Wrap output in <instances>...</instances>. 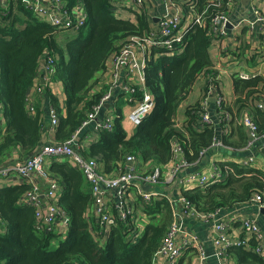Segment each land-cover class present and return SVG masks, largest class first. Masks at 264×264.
I'll return each mask as SVG.
<instances>
[{
    "label": "trees",
    "instance_id": "1",
    "mask_svg": "<svg viewBox=\"0 0 264 264\" xmlns=\"http://www.w3.org/2000/svg\"><path fill=\"white\" fill-rule=\"evenodd\" d=\"M76 1L67 0L69 6ZM79 1L87 10V23L67 41L58 39L63 31L36 18L22 0H9L6 8L0 6V102L6 116V129L0 125V166L7 164L17 150L26 158L43 142L45 118L36 107L33 114L29 113L28 97L48 52L56 58V74L45 86L44 96L57 111V138L64 141L77 131L106 91V85L100 86V78L113 56L131 36L143 35L150 29V22L144 16L138 24L113 16L110 0ZM207 2L185 0L182 4L188 16L196 17ZM223 8L211 6L204 24L187 35L182 52L171 55L157 50L151 54L145 73L146 86L155 101L152 113L129 133L122 123L123 106H116L113 130L101 131L98 140L91 144H83L84 136L80 137L83 156L96 159L105 173L116 172L129 153L142 155L150 166L162 165L172 157V141L177 138L192 166L204 162L200 153L211 145L216 133L213 126L202 123L200 100L186 106L181 129L177 128L176 120L180 103L196 81L207 69L213 70L210 20ZM247 63L252 65L257 61L252 63L251 58ZM56 81H60L65 92V103L55 94ZM235 92L238 110L247 106L253 109L260 129L264 130V111L255 106V100L264 97V76L236 79ZM240 131L243 128L237 127L235 141L224 136V142L246 144L249 138ZM48 171L63 189L60 204L70 215L67 236L62 238L54 232L36 230L34 209L19 204L27 185L0 187V218L4 221L0 230V264H154L173 222L168 199L142 206L150 221L141 237L129 235L126 223L118 221L103 243L91 230L95 220L86 216L93 197L83 172L66 158L53 160ZM182 192L191 205L202 211L231 207L247 202L257 192L264 195V171L232 163L225 181ZM232 251L240 264H264L263 258L253 250L234 248Z\"/></svg>",
    "mask_w": 264,
    "mask_h": 264
},
{
    "label": "built area",
    "instance_id": "2",
    "mask_svg": "<svg viewBox=\"0 0 264 264\" xmlns=\"http://www.w3.org/2000/svg\"><path fill=\"white\" fill-rule=\"evenodd\" d=\"M8 1L0 0V6L6 8ZM22 1L30 13L40 20L49 22L51 27L57 31H74L78 34L87 23V10L79 0L71 6L68 5L67 0ZM171 1L176 8L172 15L160 17L157 29L149 30L143 35L131 36L113 56L112 65H109L105 72L109 76L106 91L70 138L64 141L43 142L20 162L0 166L1 178L8 179L14 176L20 182L29 185L28 190L21 196L19 204L28 205L34 209L37 231L54 232L60 236L62 233L64 234L62 238H65L70 229V215L60 204L62 194L59 187L61 184L48 171L51 162L45 165L48 158L52 160L66 158L86 176L93 197L91 208L86 216L95 220V227L92 226L91 230L103 243L107 241L113 226L118 221L126 223L129 235L142 236L141 230L150 221V215L142 210V206L150 205L155 200L164 198L168 199L170 204L172 203L163 194L164 192L156 189V186L177 182L180 188L184 190L197 186L208 187L212 184L221 183L227 178L232 167L230 162H224L222 165L214 160L209 165L202 166L200 163V165L189 169L192 163L186 159L184 146L177 138L172 141L173 155L167 163L150 166L143 160L142 155L129 153L119 163L117 171L112 173L103 172L101 164L96 159L86 158L80 153L82 145L80 137L84 136L86 141L94 142L100 137L101 131L114 129V112L112 114V112L105 110L114 106L120 95L124 94L127 101L132 104L128 119L133 125H139L152 113L155 101L146 86L145 67L154 51L163 50L171 54L182 52L187 35L196 26L204 24L205 17L212 5L215 8H224L212 15L210 36H214V34L223 35L224 31L219 32V24L230 22L229 10L240 2V0H208L206 8L196 17H192L190 24L183 27L187 14L181 8V0ZM260 1L264 5V0ZM144 4L145 0H110V11L113 16L125 19L123 9L130 7L137 10ZM253 12L255 14L254 22L262 26L260 53L264 63V12L256 5L253 6ZM52 54V52H48L41 64L37 76L38 81L35 84L36 90L39 92H43L45 86L49 85L56 74V58ZM212 69H207L203 75L205 86L202 89L201 97V120L202 123L210 124L216 130L218 125H225L231 115L228 110L229 100L221 90V73L217 72L219 68L214 65ZM232 75L239 79H250L256 76H264V70L263 67L252 68L251 70L245 68L232 72ZM211 100H213L216 114L212 111ZM0 106H2L1 102ZM257 107L264 111V99L259 101ZM34 112L35 107L29 99V113L33 114ZM49 112L51 129H54L59 122L58 114L53 106H50ZM241 123L250 133L251 138L244 146V149L250 151V154L235 160V163L243 167L254 168L253 165L259 161V155L264 153V130L260 129L259 124L251 114L242 118ZM90 126H93V130L88 131ZM177 128L181 129L182 127L177 126ZM222 147H226L224 140L215 137L211 145L203 149L200 155L204 156L207 151L219 150ZM41 180L49 181L47 188L42 186ZM182 201L187 211L194 213L204 221L216 218L223 209L220 207L213 211H202L191 205L186 197L182 198ZM247 202L262 209L264 208V195L257 192ZM144 221L146 224L142 227ZM235 224H239L246 234L253 235L257 243L253 246L249 244L247 236L230 238L228 230ZM3 227L4 221L0 218V230ZM214 230L216 233L214 244L220 246L219 252L221 254H225L229 248L247 245L250 250L263 255L262 240L264 234L256 218L242 219L232 215L227 220H217L214 224ZM182 257L185 258L183 264H206L209 253L195 231L175 220L169 226L162 245L156 253L154 264L160 260L163 262L162 264H181Z\"/></svg>",
    "mask_w": 264,
    "mask_h": 264
},
{
    "label": "crops",
    "instance_id": "3",
    "mask_svg": "<svg viewBox=\"0 0 264 264\" xmlns=\"http://www.w3.org/2000/svg\"><path fill=\"white\" fill-rule=\"evenodd\" d=\"M183 2L185 0L181 1V8H185L183 6ZM256 5L259 7V9L264 12V5L261 3L260 0H240L235 6H232L229 10V18L230 22L225 24L224 22H221L218 26L219 32L221 33L224 31L223 35L220 34H214V36H209L211 39V46H210V55L211 60L215 66H217L219 69L217 70L218 73H221V79H220V86L223 93L227 96V99L229 100L228 110L230 112L231 118L228 120V122L225 125H218L215 133L218 138L224 139V136L231 141H235L237 139L238 133L236 132L237 127H242L243 131H240L242 133H245V136L250 137L249 130L241 123V119L244 118L246 115L251 114L254 119L256 120L252 110L249 106L244 107L241 110H238L236 107V101L238 95L235 92V80L239 79L237 77H233L232 72L238 71L240 69H257L258 67H263L264 70V63L262 61V54L260 53L261 50V32H262V26L256 22H254L255 14L253 12V6ZM176 8L173 6L171 0H145V4L143 7L138 8L137 10L126 8V15L125 19L130 20L134 24H138L140 17L144 16L146 20H149L150 29H157L159 18L162 16H170L175 12ZM185 11V9H184ZM192 16L193 15H187L186 20L183 23V27L190 24L192 22ZM123 18V17H122ZM234 51L238 52V54L234 53ZM171 54V53H168ZM172 55V54H171ZM252 58V65H249L247 61L251 62ZM113 60V59H112ZM112 62V61H111ZM112 65V63H110ZM106 72V71H105ZM105 72L101 73V84L100 86H105L108 83L109 76L105 74ZM233 82V88L231 91V94L228 95V92L225 90V88L229 87V84ZM193 89L189 92V94L184 98V100L180 103L178 113H177V124L176 126L182 127L183 121L185 119L184 112L185 108L188 104L195 103L196 101L201 102L202 97V89L205 86V77H202L198 79L195 83ZM56 85V92L61 100L62 103H65L66 96L63 88L61 87L60 81L55 82ZM45 88L43 92H39L36 90L35 85L30 88L29 90V97H28V104L29 99L31 104L38 108V110L42 111V115L45 118V125H44V135H43V142L47 141H58L57 138V129H51V121H50V103L49 99L45 96ZM261 99H264V97L260 99L255 100V106L257 107V104ZM213 100L210 101V105L212 107V111L214 114H216V111H214L215 107L212 103ZM122 105L123 110V124L127 127L129 130V133H133L135 129V125H133L130 120L128 119V115L130 113V110L132 108V104L127 101V97L123 94L120 95L115 103L114 106H110L109 108H106L105 111L112 112L115 110V106ZM257 121V120H256ZM258 123V122H257ZM259 124V123H258ZM0 125H2V128L6 129V116H5V110L4 107L0 106ZM260 128L261 125L259 124ZM93 126H90L87 130L91 131ZM240 134V133H239ZM95 135V134H94ZM97 136V135H95ZM95 141V140H94ZM42 142V143H43ZM83 144H91L92 142L82 141ZM226 147H222L219 150H209L204 155V162H202L203 165H209L214 160L219 162L220 164H223L224 162H230L235 163V160H238L239 158H243L250 154V151H246L244 149V145L237 146L235 143H225ZM255 151L259 152L255 149ZM263 155V156H262ZM259 155V161L256 162L254 166L255 169H259L264 171V162H261L264 160V153ZM22 159L21 151L17 150L12 155H10V159L8 163H16L20 162ZM52 159L48 158L45 162V165L48 163H52ZM194 168V165L189 167V169ZM42 186L44 188H47L49 185V181L47 180H41ZM27 185V189L29 188V185L26 183L20 182L16 177L11 176L8 179L1 178L0 177V187L1 188H10L17 185ZM62 186L59 187L60 193H63ZM156 189L159 191L164 192L163 194L167 196L171 201L172 205V211H173V221H178L180 224L185 225L186 227L192 229L195 231L201 241L203 242L204 246L206 247L209 257L206 262V264H240L238 262V259L234 252L232 251L234 248L240 249V248H246L249 249L248 246L244 247H233V249L229 248L225 254H221L219 252L220 246L214 244V238L216 236L215 230H214V224L217 220L222 219H229L232 215H236L238 217L243 218H250V219H257L259 221L262 232L264 234V208L260 209L257 207V205L249 203V202H243L238 203L231 207H222L223 209L218 214L216 218H211L207 221L201 220L197 215H195L192 212H189L185 209V204L182 201V198H184V194L182 192V189L180 188L179 184L177 182H174L172 184L168 185H158L156 186ZM197 208V207H196ZM143 213V212H142ZM61 228V226H60ZM63 237L64 234L60 233ZM228 235L230 238L235 239L237 237H248V243L252 246L257 243L256 238L251 234H246L239 224H235L232 228L228 230ZM263 250H264V238L262 240ZM264 260V251L263 255H260ZM185 261V258L182 257L180 260V263L183 264ZM163 262L160 260L158 263L155 264H162Z\"/></svg>",
    "mask_w": 264,
    "mask_h": 264
},
{
    "label": "rangeland",
    "instance_id": "4",
    "mask_svg": "<svg viewBox=\"0 0 264 264\" xmlns=\"http://www.w3.org/2000/svg\"><path fill=\"white\" fill-rule=\"evenodd\" d=\"M125 2L127 3V1H125ZM124 6H125V5H124ZM128 8L131 9L130 7H128ZM122 11H123V14L126 15V14H125V13L127 12L126 9H123ZM76 35H77V33L74 32V31L61 32V33L58 34V39H63V40H66V41H67V40H69V39L74 38ZM195 85H196V84H195ZM232 88H233V82L229 84V87H228V88H225V90L228 92V95L231 94ZM61 190H62V189H61ZM144 222H145V221H144ZM145 224H146V222L142 224V227H143ZM144 231H145V228H143V229L141 230L140 233L142 234Z\"/></svg>",
    "mask_w": 264,
    "mask_h": 264
}]
</instances>
